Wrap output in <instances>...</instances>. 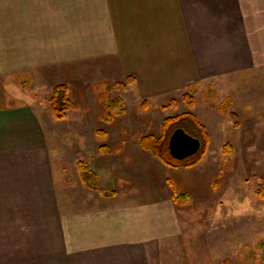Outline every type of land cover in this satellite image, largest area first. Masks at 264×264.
Instances as JSON below:
<instances>
[{
    "label": "crops",
    "instance_id": "0c3cea01",
    "mask_svg": "<svg viewBox=\"0 0 264 264\" xmlns=\"http://www.w3.org/2000/svg\"><path fill=\"white\" fill-rule=\"evenodd\" d=\"M77 61L85 89L73 80ZM94 61L103 79L135 76L115 95L126 107L191 91L197 120L220 123L199 96L264 66V0H0V241L20 237L29 264H205L189 262L204 254L200 224L212 209L203 160L166 164L124 113L100 115L106 127L96 130ZM64 82L77 107L58 120L48 99ZM61 124L74 145L59 142Z\"/></svg>",
    "mask_w": 264,
    "mask_h": 264
},
{
    "label": "rangeland",
    "instance_id": "374dc122",
    "mask_svg": "<svg viewBox=\"0 0 264 264\" xmlns=\"http://www.w3.org/2000/svg\"><path fill=\"white\" fill-rule=\"evenodd\" d=\"M102 62H93L95 72L94 76L90 77V79L94 78L93 81L96 80L99 90H94L95 85L92 89L89 88L92 86L89 84L92 80L87 82L88 103L90 101L93 103L88 105L87 111L90 112L88 116L91 117L93 121L91 124L97 127L98 131L100 130L98 127H106L105 121L99 117L106 112L103 102H99V97L102 96L103 100H106L109 95L116 97L115 95L120 92L118 89L111 93L107 92L108 85L116 83L117 79L114 77L103 79L99 76L101 72L99 70L96 72L95 69L96 67L101 69ZM76 63L82 67V72H75L78 75L72 78L77 79L78 88L82 86L81 89L83 87L85 89L84 81L89 79L85 76L86 68L83 69L84 61ZM63 67L62 71L67 73L66 68ZM68 84L71 85V82L68 81ZM215 87L217 88L213 91L206 90L199 96L202 99L201 103L215 108L218 113L220 112L217 118L224 120L205 126L210 131H208L209 140L201 159L202 166L199 168L201 173L199 178L206 180L207 184L205 193H201L212 199L210 205L212 209L205 213L200 224L205 231L204 254L200 253L199 256L197 252H191L189 262L204 256L205 264H264V193H260L264 188V66L243 72L230 81L216 84ZM188 94L194 97L193 92L189 91ZM73 96L76 98L75 95ZM183 97L184 95L169 98L165 102L158 101L152 104L153 108L144 107L145 99L142 100L141 105L130 102L129 106H125L124 114L129 120H135V124L130 123V125H133L141 136L152 132L159 133L165 117L181 116L190 111ZM77 103L81 104L79 101ZM146 110L148 112H143ZM233 111L237 113V124L230 115ZM116 125L115 122L113 125L115 130ZM61 127L59 142L63 144L62 146L68 147L69 143L73 144L74 141L68 139L67 127L63 124ZM174 128L175 126L166 132L168 142ZM195 130L199 132L198 128ZM54 147L52 143V148ZM183 185L182 182L174 179L173 186L176 192L183 191ZM1 238L0 264H29L27 260H21L22 245H19L18 241L20 237H14L17 241L13 239L8 245H4V239Z\"/></svg>",
    "mask_w": 264,
    "mask_h": 264
},
{
    "label": "trees",
    "instance_id": "16d2710c",
    "mask_svg": "<svg viewBox=\"0 0 264 264\" xmlns=\"http://www.w3.org/2000/svg\"><path fill=\"white\" fill-rule=\"evenodd\" d=\"M136 82L135 76L128 75L123 80H119L114 84L108 85L107 92H112L113 90H120V91H126L129 86L133 85ZM184 100L186 101L188 107L190 108V111L184 113L181 116H167L163 120V134L160 136H155L152 134H148L145 136H142L140 139L141 146L145 149L151 150L155 155L160 157L166 164L174 167H182V166H193L198 164L201 159L203 158V155L206 150V146L208 144L209 135L206 127L201 124L194 113L191 111L192 108H194L195 105V99L191 94H185ZM144 107H148L146 100H144ZM50 110L53 114V116L58 119L62 120L67 117L68 112L70 110H74L77 107V104L74 102V100L71 99L69 95V88L68 85L65 83L57 84L54 86L51 96L48 99ZM103 105L105 106L106 112V118L109 117H115V115H120L125 113V105L123 102V99L120 97H109L106 100H103ZM225 112H228L227 109H224ZM230 115L232 119L237 124V113L236 112H230ZM189 120H192V122H188ZM181 121V122H180ZM187 123V124H184ZM182 127L188 134L191 136L197 138L200 140V148L197 152L194 154L186 157V158H175L171 155L170 149H169V142L166 136V132L169 128H176ZM195 128H198L199 132L195 130ZM194 130L193 132H190L189 130ZM173 130V131H174ZM91 187L100 190L105 195H113V191L106 192L104 189H101L96 180H93L92 182L88 183ZM264 193V188L260 190V193ZM262 193V194H263Z\"/></svg>",
    "mask_w": 264,
    "mask_h": 264
},
{
    "label": "water",
    "instance_id": "95a60500",
    "mask_svg": "<svg viewBox=\"0 0 264 264\" xmlns=\"http://www.w3.org/2000/svg\"><path fill=\"white\" fill-rule=\"evenodd\" d=\"M200 140L188 134L182 127L176 128L169 140L170 153L175 158H186L200 148Z\"/></svg>",
    "mask_w": 264,
    "mask_h": 264
}]
</instances>
